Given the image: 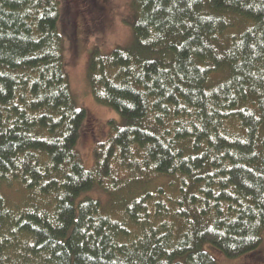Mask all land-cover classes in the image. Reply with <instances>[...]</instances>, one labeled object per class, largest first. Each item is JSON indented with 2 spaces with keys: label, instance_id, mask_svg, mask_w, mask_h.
Segmentation results:
<instances>
[{
  "label": "trees",
  "instance_id": "obj_1",
  "mask_svg": "<svg viewBox=\"0 0 264 264\" xmlns=\"http://www.w3.org/2000/svg\"><path fill=\"white\" fill-rule=\"evenodd\" d=\"M131 10V42L88 55L121 123L86 169L60 0H0V264H261L264 0Z\"/></svg>",
  "mask_w": 264,
  "mask_h": 264
},
{
  "label": "rangeland",
  "instance_id": "obj_2",
  "mask_svg": "<svg viewBox=\"0 0 264 264\" xmlns=\"http://www.w3.org/2000/svg\"><path fill=\"white\" fill-rule=\"evenodd\" d=\"M133 12L131 0H60V25L65 33L64 58L72 94L87 113L76 149L86 169L92 166V151L96 143L105 140L108 122L121 123L120 116L111 108L98 104L91 96L86 78L89 52L96 48L108 53L115 47L125 46L132 40L131 22ZM92 196L104 199L99 190ZM216 264H253L251 257L241 256L227 259L221 253L205 244ZM257 262L264 264V235Z\"/></svg>",
  "mask_w": 264,
  "mask_h": 264
},
{
  "label": "bare ground",
  "instance_id": "obj_3",
  "mask_svg": "<svg viewBox=\"0 0 264 264\" xmlns=\"http://www.w3.org/2000/svg\"><path fill=\"white\" fill-rule=\"evenodd\" d=\"M68 93V92H67ZM175 222V221H174Z\"/></svg>",
  "mask_w": 264,
  "mask_h": 264
}]
</instances>
